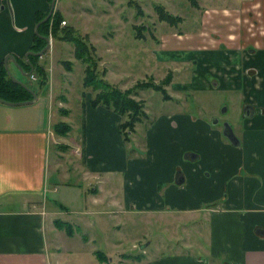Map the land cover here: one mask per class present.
Masks as SVG:
<instances>
[{
	"label": "crops",
	"instance_id": "crops-1",
	"mask_svg": "<svg viewBox=\"0 0 264 264\" xmlns=\"http://www.w3.org/2000/svg\"><path fill=\"white\" fill-rule=\"evenodd\" d=\"M2 1L0 62L6 54L23 58L33 35L34 13L48 9L46 0H10L13 28ZM203 11L212 20L225 23L215 26L221 32L216 42L205 37L201 28L185 35L165 32L145 54L150 74L165 69L164 73L171 75L165 88L180 102L176 101L179 110L156 112L148 120L143 156L133 151L125 157L126 146L118 133L120 116L103 106H90L85 93L80 104L81 139L71 138L79 149L84 190L66 181V172L56 161L53 170L56 175L62 172L63 182L47 181L46 146L54 139L55 123L48 122L52 80L47 93L35 92L29 103L0 102V264H65L58 245L63 230L54 225V220L70 226L68 234L63 231L66 236L79 231V240L90 244L94 240L88 230L93 226L92 233L101 235L110 226L119 228V214L139 215L157 209L189 215L185 225L210 212L205 254L175 252L148 257L143 264H210L209 259L220 253L224 264H264V0H233L231 7ZM116 41L111 44L104 38L99 59L102 54L119 56L121 49ZM118 41L120 47L127 44ZM191 59L196 66L185 83ZM103 62L100 59L99 64ZM37 64L45 68L41 61ZM10 65L14 67L8 60ZM103 67L104 80L124 89L123 78L129 75ZM9 71L18 79L16 68L9 67ZM206 73L212 77L211 84ZM176 78L179 83L173 81ZM184 90L198 92L190 97L198 107L196 117L181 108ZM209 92L225 94L229 99L235 94L239 99L236 120L242 121L229 124L238 139L237 146L222 136L221 125H213L216 123L210 116L200 118ZM65 105L58 102V107ZM246 105L252 115L245 116ZM60 117L62 122L68 120ZM132 140L129 136L127 148ZM177 173L182 177L180 184L174 182ZM73 202L79 205L73 206L77 210L70 217L73 212L69 203ZM86 215L95 218L90 220ZM110 217L117 220L113 222ZM88 252L96 259L93 247ZM111 260L109 257L108 262Z\"/></svg>",
	"mask_w": 264,
	"mask_h": 264
},
{
	"label": "rangeland",
	"instance_id": "rangeland-1",
	"mask_svg": "<svg viewBox=\"0 0 264 264\" xmlns=\"http://www.w3.org/2000/svg\"><path fill=\"white\" fill-rule=\"evenodd\" d=\"M195 3L196 4L192 5L189 0L55 1L53 11H57L64 21V24H62L61 21L60 26L70 28L73 35L81 37L87 43L91 44L90 42H92L96 49V53L93 51V55L97 59L98 65H100V59L105 61L99 68L107 66L110 70H123L129 75L128 78H123L124 89H119L116 85H112L120 91L128 90V96L139 103L145 115L144 118H141L138 122L133 124V130L128 134L130 137H133V140L128 144L131 149L140 156L145 154L143 139L148 120L156 112H174L179 110L176 104L180 102L179 99L178 101L175 100V97L170 96L165 88L169 83V81L164 83L166 80V73H164L165 69H162V71L158 70L153 74L148 72V60L145 57V54L149 52L148 48L155 46L156 42L154 40L158 38L160 33H170L173 31L185 35L187 33H192L193 30H197V28L203 30L205 37L210 38L212 42H216L221 33L217 27L224 26L225 23L222 24L221 22L220 24L212 20L206 14L207 12L203 10H205V8L219 9L223 6L231 7L233 5V0H195ZM1 5H3L8 12L9 26L14 28L12 20L13 9L10 0H3ZM155 6L160 7L171 16L172 21L161 20L158 17ZM201 15L203 16L200 17ZM199 20H201L202 23ZM61 35L62 31L59 30L56 36H47L50 39L49 48L37 59V62L41 61L45 67L43 70L46 75V81L43 84H39L35 79H32L31 75H22L16 67L17 74L15 75L34 94L36 92L45 95L49 88V82L52 80L51 109H49L48 122H50V124L60 122L59 120L63 121L60 116L67 117L68 120H65L63 123L68 125V130L63 135L54 133V139H50L47 143V181L51 182V180H54L59 182V180H61V182H63V180L60 179L64 177L62 172L59 170V174L56 175V172L53 170L52 163L56 161L61 165L58 168L66 172V176L64 177L66 181L72 184H78L79 187L75 188L84 190L86 182L81 178L82 161L79 158L80 155H78L79 149L72 144L71 138L73 137L74 141H80L81 139L80 104L83 102L85 93L89 102L90 98L99 90L82 85V79L85 75L84 68L87 62L74 57L73 42L68 39H61ZM104 38L110 41L111 44H113V41L117 40L114 44L117 45L118 49H121L119 56L117 55L116 58H111V56L108 57L107 54H102L103 58L99 59L100 44H103ZM118 40L128 45L125 44L127 46L123 45L120 47L121 43ZM221 47L222 45L220 49ZM26 52H24L23 55ZM115 54L116 53H114V55ZM6 55L2 57V60ZM117 62L121 65H117ZM189 63L188 75H184L185 83L189 81L190 72L196 66L195 59H191ZM9 67L11 70H15L12 65ZM48 75L49 79L51 78L50 80L48 79ZM205 76L209 79L211 84L212 77L207 73ZM170 78L171 75L169 74V79ZM178 79L179 78H176L173 81L179 83L180 80ZM117 85L123 86L120 85V83H117ZM154 86H158L160 89H154ZM171 93L175 94L174 91ZM194 93L196 94L198 92L183 91V95L181 96V108L191 116L196 117L194 112L198 107L195 105L194 101L190 100V97H192ZM208 94L210 95L208 97L209 101L206 100V104L203 103L200 118H207L210 116L211 122L215 120L216 124L213 125H217V127L225 122L231 125L233 124V126L235 122H237L236 125L241 123L242 118H239L238 121L236 120L239 110V99L235 94H232L230 99L227 95L222 93L209 92ZM186 96H188V98H186ZM178 97L180 98V95ZM60 101L66 103V105L58 107V102ZM200 107H202V105ZM223 109L225 111H223ZM144 110L147 111V113H145ZM124 145L126 146L125 157H127L130 155V148H127L125 142ZM74 149H77L76 151L78 153L74 152ZM74 168L76 171H73ZM204 185H207V183H204ZM80 197L82 199L83 195ZM49 202L51 201L49 200ZM218 202H220V200H218ZM77 204L79 205L78 202L69 203L70 207H72L70 210L73 212L70 217L75 215L74 212H76L77 209L73 206H77ZM209 213L210 212L203 213L204 217L201 215L200 218L190 220L193 224L185 225V223L188 222V220H185L190 218L189 215H177L162 209H157V211H152L151 213L144 212L139 215L125 212L118 215L120 225L118 229L110 226L107 231L101 235H99L97 231L95 234L92 233V230H95L94 226L92 229L88 230V234H92V239L94 240L90 244L87 242L85 243L83 240H79L81 236L79 231H73L71 237L66 236L64 232L61 231L58 245L62 253V262H65V264H98L93 254L88 252L89 247H93L94 251L103 252L105 258H107L105 261L106 264H143L144 260L148 257L172 255L175 252H181L192 256H204V249L208 239ZM147 216L150 218H145ZM86 217L92 220L95 218V216L88 215H86ZM59 218L64 220L67 219L63 216ZM110 218L113 222L117 220L116 217ZM117 239L121 240L119 244H112L116 242ZM184 240L186 242L189 241L190 244H184ZM222 254L223 253L217 254L214 258H211V260L209 259V262H211L210 264H224L222 261ZM109 257L112 259L110 262H108Z\"/></svg>",
	"mask_w": 264,
	"mask_h": 264
},
{
	"label": "trees",
	"instance_id": "trees-1",
	"mask_svg": "<svg viewBox=\"0 0 264 264\" xmlns=\"http://www.w3.org/2000/svg\"><path fill=\"white\" fill-rule=\"evenodd\" d=\"M46 1L49 3L50 0ZM189 1L192 5L196 4L195 0ZM155 9L161 20L172 21L171 16L164 12L160 7L155 6ZM47 10L44 12L36 11L34 13V24L46 15ZM61 21L63 20L61 19L59 13L57 11H53L50 19L48 18L37 26L38 36L33 33L28 51H39L45 45V41L41 38V36L54 37L57 35V31L61 30L62 35L60 38L63 40L68 39L74 44V57L87 62L84 68L85 75L82 79V85L85 87L90 86L95 90H99L92 98H90L89 105L92 107L98 105L103 106L111 109L114 113L119 115L121 120L118 124V133L120 134L122 141L127 143L129 140L128 134L133 130V124L145 117L139 103L128 96V90L120 91L115 86L104 80L103 76L105 71L104 69L99 68L97 59L93 55V46L81 37L73 35L70 28L60 26ZM14 59L24 72L28 71L31 67L32 71L29 75L33 76L35 81L39 84H43L46 81V75L43 67L37 64V56H27L26 59ZM169 80V74L167 73L164 83H167ZM154 89L159 90L160 88L158 86H154ZM30 98L31 95L25 89L14 83L6 75L2 62H0V99L7 102H18L25 101ZM67 130L68 125L62 121L55 122L52 125V131L55 134L63 135ZM129 148V153L134 151L131 147ZM54 225L57 228L62 229L66 234L70 231V226L66 222H62L57 219L54 220ZM94 254L99 263L106 264L105 261L107 258H105L103 252L95 251Z\"/></svg>",
	"mask_w": 264,
	"mask_h": 264
},
{
	"label": "water",
	"instance_id": "water-1",
	"mask_svg": "<svg viewBox=\"0 0 264 264\" xmlns=\"http://www.w3.org/2000/svg\"><path fill=\"white\" fill-rule=\"evenodd\" d=\"M55 1L56 0H50L49 1V4H48V10H47V13L46 15L38 22H36L33 26V33L35 35L38 36L37 34V26L44 22L45 20H47L52 12H53V9H54V5H55ZM43 40L45 41V45L37 52H33V51H27L24 55H23V59H26L27 56H37V57H40L48 48H49V37H42ZM10 61L14 67H16L21 73L22 75L24 76H28L31 71H32V68L30 67L28 71L24 72L22 71L21 67L17 64V62L15 61L14 57L11 55V54H7L3 60H2V65H3V68L5 70V73L6 75L14 82L16 83L17 85L21 86L23 89H25L30 95H31V98L26 100V101H18V102H7V101H3L0 99V102L1 103H6V104H11V105H18V104H23V103H29L31 102L34 98H35V94L30 90L28 89V87H26L19 79L15 78L9 71H8V67H7V61ZM243 111L245 113V116H249V115H252V110H250V107L249 106H244L243 107ZM212 123H216V121H212ZM221 134L222 136L227 139V141L229 143H231L232 145L234 146H237L238 145V139L235 137V135L233 134L232 130H231V127L228 123H222L221 124ZM174 182L177 183V184H180L182 182V177L180 175V173H177L176 176H175V179H174Z\"/></svg>",
	"mask_w": 264,
	"mask_h": 264
},
{
	"label": "built area",
	"instance_id": "built-area-1",
	"mask_svg": "<svg viewBox=\"0 0 264 264\" xmlns=\"http://www.w3.org/2000/svg\"><path fill=\"white\" fill-rule=\"evenodd\" d=\"M62 24H63V21H62ZM33 78V76H31Z\"/></svg>",
	"mask_w": 264,
	"mask_h": 264
},
{
	"label": "flooded vegetation",
	"instance_id": "flooded-vegetation-1",
	"mask_svg": "<svg viewBox=\"0 0 264 264\" xmlns=\"http://www.w3.org/2000/svg\"><path fill=\"white\" fill-rule=\"evenodd\" d=\"M28 51V50H27ZM246 106H248V105H246Z\"/></svg>",
	"mask_w": 264,
	"mask_h": 264
}]
</instances>
